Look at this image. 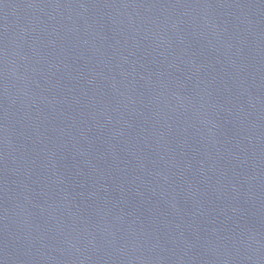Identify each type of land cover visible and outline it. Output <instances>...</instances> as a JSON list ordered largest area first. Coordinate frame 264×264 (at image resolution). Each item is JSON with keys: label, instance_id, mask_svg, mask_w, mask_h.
<instances>
[{"label": "water", "instance_id": "95a60500", "mask_svg": "<svg viewBox=\"0 0 264 264\" xmlns=\"http://www.w3.org/2000/svg\"><path fill=\"white\" fill-rule=\"evenodd\" d=\"M0 264H264V0H0Z\"/></svg>", "mask_w": 264, "mask_h": 264}]
</instances>
